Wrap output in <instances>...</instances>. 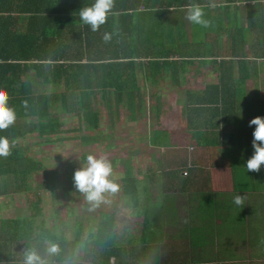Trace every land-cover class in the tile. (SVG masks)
I'll return each instance as SVG.
<instances>
[{"label": "trees", "instance_id": "trees-1", "mask_svg": "<svg viewBox=\"0 0 264 264\" xmlns=\"http://www.w3.org/2000/svg\"><path fill=\"white\" fill-rule=\"evenodd\" d=\"M235 1L244 0H228L227 4ZM92 2L0 0V86L8 90L9 103L17 112L16 122L0 130V135L18 141L37 134L53 145L64 139L61 134L68 120L77 118L79 126L71 130L82 133L74 138L82 139L87 145L104 142L108 135L104 134L99 105L103 103L108 107L112 123L121 118L120 104L127 113L131 112V116L125 115L126 121L135 119V113H141L142 106L146 108L143 98L126 93L127 88L134 85L137 73L155 75L156 69L167 70L173 66L178 71L179 61L186 57L212 56L220 60L216 61L221 68L219 82L206 88L204 104H216L220 98L231 94L232 64L235 59L250 54L239 51L235 52L238 58L230 59L229 49L220 55L211 53L209 47L205 53L200 51L199 45L204 46L206 41L195 29L204 28L203 33L207 34L214 29L216 18H207V27L186 19L188 6L192 4H198L206 17L213 4L211 0H115L117 16L109 17L97 32L82 25L78 16L84 4ZM255 4L254 11L258 10L257 5L264 7V3ZM104 31L114 32L109 42L102 39ZM259 34V38L262 37L263 34ZM245 41L242 38V42ZM23 101H27V106ZM203 108L209 110L206 105ZM106 125L111 127L109 122ZM28 148L16 143L9 156L0 157V196L25 192L29 211L28 217L0 219V264H23L24 255L19 256L17 249L12 250L17 245L23 246L24 251L35 249L45 258L46 241L55 242L59 248L57 258L71 264L86 229L88 237H95L91 240V263L110 264L118 250L113 247L116 209L104 210L102 205H98L95 212L88 209L94 223L85 224L77 218L75 238L64 241L57 237L44 219L40 189L51 191L56 198L55 194L63 187L71 198L74 187L60 184L58 171L43 168L38 159L27 152ZM40 171L42 183L33 185ZM127 173L124 194L134 195L133 200L139 202L138 181L133 169L128 168ZM97 215L99 218H95ZM55 216H61V207L55 209ZM10 226L15 228L16 236L10 233ZM146 240L149 243L145 244ZM143 243L150 244V240L147 238ZM7 249H10L8 254ZM61 253H65L63 257Z\"/></svg>", "mask_w": 264, "mask_h": 264}, {"label": "crops", "instance_id": "crops-1", "mask_svg": "<svg viewBox=\"0 0 264 264\" xmlns=\"http://www.w3.org/2000/svg\"><path fill=\"white\" fill-rule=\"evenodd\" d=\"M227 1L211 0L213 4L206 17L220 19L210 31L216 37L218 34L215 42L210 39L211 45L219 55L231 50L230 59L238 58L235 52L250 54L234 60L232 92L227 98H220L213 105L203 103L206 88L221 73L216 62L219 59L212 56L183 58L178 71L173 66L156 69L155 75L138 72L134 85L126 90L135 98L175 99L169 110H162L163 103L156 101V111L147 125L143 126L142 120L149 115L145 113V118H141L144 115L136 112L132 125L125 128L128 145L138 150L133 157L145 162L142 169L132 164L139 193L148 194L152 204L158 180H162L165 185L160 190L167 187L169 193L178 191L189 203L170 205L167 199V205L154 206L157 211L149 213L144 205L125 206L128 212L123 208L117 214V229L126 236L118 237L119 232L115 235L113 247L118 250L110 264H264V165L259 171L244 168L254 151L255 125L249 126V121L264 118V7L257 5L258 10H253L255 3L264 0L235 1L229 5ZM239 17L241 25L233 28L232 42L222 39L223 32L230 30L225 25ZM260 32L263 35L259 38ZM242 38L247 41L242 42ZM202 47L199 45L200 50ZM195 76H199L201 83L189 86ZM103 129L105 135L106 132L113 135L115 131L107 125ZM109 139L110 135L106 140ZM143 171L148 181L139 177ZM127 174L126 170L124 176ZM237 194L244 198L241 205L233 203ZM15 208L16 205H0V219L18 217L7 215L9 211L14 213ZM127 213L140 214L143 218L125 220ZM74 220L70 235L67 232L59 235L55 230L57 237L64 241L75 238L78 219L74 216ZM127 223H132L133 228L128 230ZM93 238L85 231L77 248L82 250L80 256L71 264H92ZM147 238L150 244L144 245ZM14 249L19 256L24 255L23 246ZM9 252L7 249L6 253ZM45 252L48 264H64L57 253ZM81 257L87 261L79 263Z\"/></svg>", "mask_w": 264, "mask_h": 264}, {"label": "rangeland", "instance_id": "rangeland-1", "mask_svg": "<svg viewBox=\"0 0 264 264\" xmlns=\"http://www.w3.org/2000/svg\"><path fill=\"white\" fill-rule=\"evenodd\" d=\"M204 18L208 20L207 17ZM240 19L241 18L239 17L237 21H234L233 19L229 20V24L225 25V28H230V30L223 32V35L221 37L222 39L228 38L232 42L233 31H234L233 28L239 27L241 25L239 21ZM219 21L220 19L217 18L215 23L217 22L219 23ZM195 30L196 32H198L199 36L201 38L203 37L204 41H206L204 43L206 46H203L202 50L200 51L205 53L209 47L211 53L217 54L214 46L211 45L212 43L210 39H212L213 42H215L216 40H218L217 39L218 34L217 37L214 36V33L212 32H208L207 34L204 35L202 28ZM188 37L189 38L191 37L189 33H188ZM186 52L192 55L196 54L193 51H186ZM209 79H208V83L210 82ZM212 81H213L212 84L218 83L219 73L217 79ZM200 83L201 80L199 79V76H195L193 80L188 83V85L197 86ZM97 96L98 98L100 97V95ZM161 99L160 102L163 103L162 110L171 109L175 103V99L170 96ZM144 101H145L144 105L146 108H144L143 106L141 107L142 110L141 115L142 114L144 115V117L141 116V118H145V113L148 114L149 117L142 120V122H144L142 123L143 126L148 124V122L150 121L149 119H151V115L154 116V113L156 111L155 102L156 101L158 102V99L156 100V98L154 97H150V98L145 97ZM99 109L102 113L103 126L105 127L106 123L109 122L110 126L112 128H115V131H113V135L110 132H106L107 135L111 136V139L107 140L106 142H101L102 144L94 143L87 145L82 141V139L74 138L76 135H80V133H82L71 130L72 127L79 126V121L77 118H70L68 120L67 125H64L63 127L65 132L61 134V137H64V139L53 145H50L49 143L45 142V139L42 137L40 138L37 134L29 136L25 140H18V141L16 140V143H20V144L22 143L25 144V146H29L27 152L31 156H34L36 159H38V161L43 165L42 166L43 168L47 170L58 171L60 184H65L67 186L71 184L73 185L72 187H74L72 189L71 198L68 194V191H65L63 187H61L57 192V194H55L56 198L53 196L51 191L43 189L42 187L40 189L41 191L40 194L42 196V208H43L42 210L44 213V219L47 220V225L53 228L54 231L56 230V232L59 235L60 233L63 232L64 233L67 232L66 235H70L71 226L75 222L74 216L78 219H81L85 224H90V222L94 223V216H91V214L88 213V209L95 212L97 206H93L87 200L84 199V196L75 187L73 180L75 171L82 166V163L87 154H94L98 158L101 156L107 158L113 164V172L116 177L115 182L119 185L118 191L114 193H105L106 199L104 202H101L99 205H102L104 210L109 208L113 210L115 208L118 214L120 213V211L123 212V208L125 212H128L125 206L134 205L132 201H134L133 197L135 196L134 195H131L130 197L125 196L123 191L125 189L124 178L126 176L124 175L126 173V170L131 167L132 169H134V166L132 165L133 162L135 163L136 167L141 169L145 163L143 160L133 157L135 156V153L138 152V150L136 147L128 145V140H127L128 131L125 128L130 127L134 119L133 117L131 119L129 118L128 122L130 123H126L125 115L129 114L131 116V112L129 111V113H127V110L123 104H120L119 106L121 118L113 121V123L108 107L105 104L101 103L99 105ZM100 144L101 146H99ZM135 174L136 171H133L134 177ZM139 177H144L146 179L145 171H143L142 174L139 175ZM42 179H43V173L41 172L37 175V178L33 180L34 181L33 185H37V184L40 185L42 183ZM146 180L148 181L149 179ZM158 181L159 183L156 190L157 192L153 196L152 204L148 202V194H141V193H139L138 195L139 202L138 201H134V202L138 203L137 205H144L145 210L148 207V209L146 210L148 213L150 212V210L157 211L156 210L157 208H155L154 206L158 207L159 205H167V199H170L171 201L170 205H183L182 201H184V205H188L189 201L186 204L188 198L185 196L184 197L180 196L178 191L169 193L170 189H168L167 187L160 190V188L165 185V182L162 180H158ZM144 183L145 180L142 182L141 186H143ZM0 205H16L17 208L14 209V213H11L9 211L7 215H13L18 217L25 215V217H28L29 214V211L27 209L28 199L26 197L25 192L17 193L15 195L12 194L9 196H0ZM57 207H61V216L59 218L55 216V209ZM96 217L97 216H95V218ZM131 217L143 218L140 216V214H135V213L134 214L127 213V215L125 214V220L127 218L131 220L132 219ZM126 226L128 230L133 228L132 223H127ZM8 229L12 231L10 233L13 236H16V233H14L15 232L14 227L10 226L8 227ZM118 232H119V228L116 230L115 233L117 234ZM118 234H119L118 237L121 238H124L126 236V235L123 236L122 231L121 233L119 232ZM84 239H86V236H84ZM65 241H68V239ZM81 251L82 250L79 249L75 253L74 258L80 256ZM85 261H87V258L81 257L78 262L83 263Z\"/></svg>", "mask_w": 264, "mask_h": 264}, {"label": "clouds", "instance_id": "clouds-1", "mask_svg": "<svg viewBox=\"0 0 264 264\" xmlns=\"http://www.w3.org/2000/svg\"><path fill=\"white\" fill-rule=\"evenodd\" d=\"M115 0H93L91 4H84L78 11L79 21L82 25L88 26L91 32H97L101 26L105 25L109 17H116ZM186 19L193 24L203 27L208 26V21L204 18V11L198 4L188 6ZM115 31V30H114ZM114 32L104 31L102 39L109 42ZM27 106V101L22 102ZM17 120L16 109L9 103L8 90L0 86V130L8 129ZM255 125L253 131V154L246 160L244 168L247 171H259L264 165V118L255 117L249 121V126ZM16 141L10 140L6 135H0V157H7ZM186 174V173H185ZM74 185L78 191L93 206H98L104 202L105 193L118 191L119 185L115 182L116 177L113 172V164L105 157H96L94 154H87L82 166L75 171ZM243 196L237 194L233 198V203L241 205ZM46 251L55 254L59 251L58 245L46 241ZM23 264H48V261L41 256L38 251L32 248L24 252Z\"/></svg>", "mask_w": 264, "mask_h": 264}]
</instances>
